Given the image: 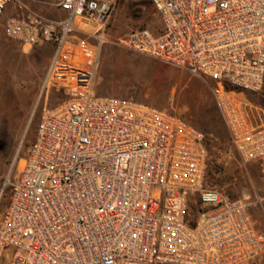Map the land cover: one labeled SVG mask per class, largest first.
<instances>
[{"label":"built area","instance_id":"2783aa9c","mask_svg":"<svg viewBox=\"0 0 264 264\" xmlns=\"http://www.w3.org/2000/svg\"><path fill=\"white\" fill-rule=\"evenodd\" d=\"M7 32L55 53L41 91L45 105L28 155L5 181L0 264H248L264 252L245 198L207 185L208 134L167 109L94 85L118 0H55L65 19L21 0ZM163 28L118 39L214 82L212 92L245 162L264 159V0H150ZM90 23L87 31L78 21ZM193 210L196 217H190Z\"/></svg>","mask_w":264,"mask_h":264},{"label":"rangeland","instance_id":"374dc122","mask_svg":"<svg viewBox=\"0 0 264 264\" xmlns=\"http://www.w3.org/2000/svg\"><path fill=\"white\" fill-rule=\"evenodd\" d=\"M21 1L31 11L55 19L51 11L54 0ZM19 11L20 4L11 1L0 13V217L10 201L5 181L18 159L28 155L45 102L52 106L65 97L62 90H52L45 101L41 91L55 45L50 41L24 44L7 32L8 20ZM114 19V28L107 32L109 40L101 48L95 93L133 98L167 109L204 130L219 151L207 171V185L229 197L247 199L254 218L261 204L258 199L253 202L244 187L242 170L249 162L243 161L231 145L228 127L212 92L214 82L118 43L134 29L161 32L160 15L150 0H118ZM247 97L252 104L264 107V91ZM190 217L198 218L193 210Z\"/></svg>","mask_w":264,"mask_h":264},{"label":"crops","instance_id":"0c3cea01","mask_svg":"<svg viewBox=\"0 0 264 264\" xmlns=\"http://www.w3.org/2000/svg\"><path fill=\"white\" fill-rule=\"evenodd\" d=\"M53 2L55 3V0ZM51 11L55 19H65L67 17V12L60 9L55 4L53 5V8H51ZM115 15L110 23L109 29L114 28ZM77 24L81 29L87 31L93 29V26L90 23L81 20H79ZM242 173L245 183L244 187L247 189L246 191L249 193L248 195L253 196V202L258 199L261 204V207L257 208L254 220L258 229L264 234V159L247 163L244 166ZM257 259H259L258 264H264V252Z\"/></svg>","mask_w":264,"mask_h":264},{"label":"trees","instance_id":"16d2710c","mask_svg":"<svg viewBox=\"0 0 264 264\" xmlns=\"http://www.w3.org/2000/svg\"><path fill=\"white\" fill-rule=\"evenodd\" d=\"M262 91H264V87H263V89L260 92H262ZM260 92H258V93H260ZM249 94L250 93L248 92L247 95H249ZM208 144H209V150H210V159H209V166H210V164H212V162H214V159L217 157L219 151L217 150L216 146L214 147L212 145V143L210 142L209 137H208Z\"/></svg>","mask_w":264,"mask_h":264}]
</instances>
